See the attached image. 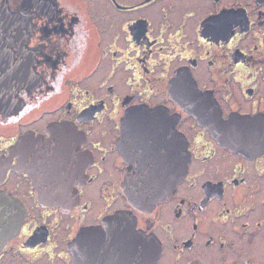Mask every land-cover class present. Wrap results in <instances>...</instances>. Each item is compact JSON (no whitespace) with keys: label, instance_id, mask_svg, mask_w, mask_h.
I'll return each mask as SVG.
<instances>
[{"label":"flooded vegetation","instance_id":"flooded-vegetation-1","mask_svg":"<svg viewBox=\"0 0 264 264\" xmlns=\"http://www.w3.org/2000/svg\"><path fill=\"white\" fill-rule=\"evenodd\" d=\"M167 168L172 195L134 208L124 178ZM3 195L22 220L0 264H76L117 213L155 264L261 249L264 0H0Z\"/></svg>","mask_w":264,"mask_h":264},{"label":"water","instance_id":"water-1","mask_svg":"<svg viewBox=\"0 0 264 264\" xmlns=\"http://www.w3.org/2000/svg\"><path fill=\"white\" fill-rule=\"evenodd\" d=\"M166 170V176L130 175L124 178L122 187L128 202L134 208L145 211L155 201L172 195L184 169L176 172L168 168ZM150 171L154 173L152 169ZM14 206L11 197L0 196V249L14 235L22 220L21 211ZM107 226L110 229L108 240L92 230L78 236L76 264H155L161 250L160 242L155 236L137 229L129 214L117 213L109 217ZM95 239L93 247H86Z\"/></svg>","mask_w":264,"mask_h":264},{"label":"rangeland","instance_id":"rangeland-1","mask_svg":"<svg viewBox=\"0 0 264 264\" xmlns=\"http://www.w3.org/2000/svg\"><path fill=\"white\" fill-rule=\"evenodd\" d=\"M233 258L232 264H264V246L259 249V246L253 243L248 244L243 248L241 256Z\"/></svg>","mask_w":264,"mask_h":264}]
</instances>
